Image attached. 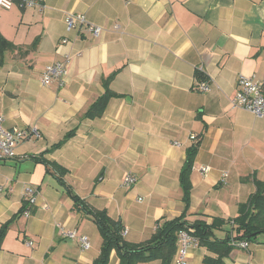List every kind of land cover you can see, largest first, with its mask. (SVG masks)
I'll return each mask as SVG.
<instances>
[{
  "label": "crops",
  "instance_id": "1",
  "mask_svg": "<svg viewBox=\"0 0 264 264\" xmlns=\"http://www.w3.org/2000/svg\"><path fill=\"white\" fill-rule=\"evenodd\" d=\"M67 13L100 33L86 24L68 30ZM0 33L15 46L0 65V115L5 128L25 131L15 156L0 159V227L11 220L0 264H92L99 254L96 224L50 162L67 170L71 193L120 218L131 242L182 214L179 172L193 143L188 223L234 218L254 180L264 182V116L231 103L239 75L264 80V0H13L0 6ZM55 61L67 63L62 85H43L41 73ZM109 76L118 96L101 116L84 117ZM200 81L207 90L195 88ZM128 173L135 182L124 185ZM27 186L37 194L25 217L18 211ZM62 230L86 235L89 247ZM234 242L221 264H264V234L246 248ZM206 257L217 254L198 243L187 264H211ZM118 263L112 251L107 264Z\"/></svg>",
  "mask_w": 264,
  "mask_h": 264
},
{
  "label": "trees",
  "instance_id": "2",
  "mask_svg": "<svg viewBox=\"0 0 264 264\" xmlns=\"http://www.w3.org/2000/svg\"><path fill=\"white\" fill-rule=\"evenodd\" d=\"M15 46L5 39L0 33V65L3 64L4 52L14 49ZM112 76L103 81L104 92L98 96L83 113L84 117L96 118L103 114L109 100L118 96L110 91L107 84ZM196 77H202L200 72H196ZM264 90V80L262 82ZM74 134V130L66 133L63 141L54 145L59 147L62 143ZM198 149V144L193 143L186 150V157L179 172V182L182 188V200L185 204L182 214L172 219L157 221L155 230L151 236L140 242H131L124 237L125 226L120 218H112L106 209H97L89 205L85 199L71 193L69 186L62 180L67 172L65 168L55 162H50L58 172V179L71 194L75 207L96 224L100 234L101 244L98 256L92 264H107L112 251H115L118 264H139L158 259L161 264H170L176 252L177 236L181 229L192 228V234L198 239L201 246L217 254L215 259L204 258L205 262L211 264H221L222 258L227 256L232 248V241L245 240L254 242L260 234H264V182L254 180L255 191L249 196L245 203L238 206V214L232 219L213 218L207 222L202 218H196L191 223L185 219L189 198L191 193L190 173L194 158ZM45 162L46 160L43 159ZM27 207L24 202L18 211L22 214ZM30 208V207H29ZM11 220L0 227V246L3 236L9 228ZM228 225L225 235L222 238L215 236V230Z\"/></svg>",
  "mask_w": 264,
  "mask_h": 264
},
{
  "label": "built area",
  "instance_id": "3",
  "mask_svg": "<svg viewBox=\"0 0 264 264\" xmlns=\"http://www.w3.org/2000/svg\"><path fill=\"white\" fill-rule=\"evenodd\" d=\"M13 0H0V6L8 8ZM41 0H24V3L29 6L40 4ZM65 23L68 30L76 27L77 25L86 24L91 33L97 36L101 28L96 25H89L82 14L67 13L65 15ZM67 73L66 61H55L47 64L41 73V83L43 85H49L51 82L56 81L59 85H62L63 79ZM195 88L199 91H205L208 89V83L206 81H200ZM233 106L241 107L247 111H250L257 117L264 116V90L262 88V82L255 76L239 75L236 79V91L231 99ZM4 118L0 115V159L12 158L15 156V145L25 136V131L12 128L7 129L4 127ZM174 144H178L174 142ZM204 172L208 170V167L202 168ZM135 182V176L132 174H126L123 180L124 185H130ZM1 190V186H0ZM37 190L35 187L27 186L24 189V196L27 203V207L23 211V215L28 217L30 215V208L36 202ZM62 235L66 238L77 239L83 249L89 247V240L86 235H78L73 230H62ZM28 244H31L29 241ZM238 247L246 248L248 242L245 240L235 241ZM198 239L192 234V229H181L177 236V247L173 264H187V253L191 246H197Z\"/></svg>",
  "mask_w": 264,
  "mask_h": 264
}]
</instances>
